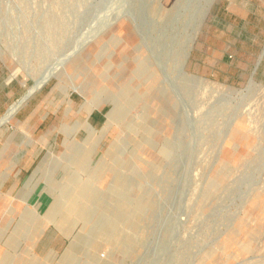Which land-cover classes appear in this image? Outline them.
<instances>
[{
  "label": "rangeland",
  "instance_id": "obj_1",
  "mask_svg": "<svg viewBox=\"0 0 264 264\" xmlns=\"http://www.w3.org/2000/svg\"><path fill=\"white\" fill-rule=\"evenodd\" d=\"M208 1L0 0V116L47 79L0 153L34 151L70 264H264V0H212L185 60ZM4 177L0 264L22 207Z\"/></svg>",
  "mask_w": 264,
  "mask_h": 264
},
{
  "label": "crops",
  "instance_id": "obj_2",
  "mask_svg": "<svg viewBox=\"0 0 264 264\" xmlns=\"http://www.w3.org/2000/svg\"><path fill=\"white\" fill-rule=\"evenodd\" d=\"M99 123V122H98ZM90 124V123H89ZM96 125V124H95ZM1 157H4L3 161H0V170L4 171L5 177L3 184L5 185V205H21V211L15 215L16 229L11 230V234L8 238L6 253L8 256L7 264H70L71 262L84 261L77 256L78 245V232L72 233L70 231H60L54 226L52 230L46 229L44 220L49 218L53 220L52 213L50 212L52 207L59 201L58 191L55 189H33V184L36 182V176L39 173V166H29V158L34 156V151L21 152L20 161L13 169L11 160L13 154L11 151H4L0 153ZM27 175V176H26ZM25 178L21 186V191L27 190L29 194L21 198L13 197L14 190H18V183L21 179ZM34 191H33V190ZM29 206H34L32 209ZM35 207H38L37 211ZM50 207V208H49ZM49 211L47 212V210ZM43 210V211H42ZM47 212V213H46ZM25 221H40V225H37L33 229L28 230V225H24ZM26 229H24L25 227ZM20 230V237L18 239L14 232ZM46 237L51 238L46 244ZM57 238H65L67 243L60 254L59 246H56ZM15 241V243H14ZM56 243V244H55ZM19 254V263L15 261V255ZM60 254V255H59ZM57 260V261H56Z\"/></svg>",
  "mask_w": 264,
  "mask_h": 264
},
{
  "label": "bare ground",
  "instance_id": "obj_3",
  "mask_svg": "<svg viewBox=\"0 0 264 264\" xmlns=\"http://www.w3.org/2000/svg\"><path fill=\"white\" fill-rule=\"evenodd\" d=\"M47 79L42 80L39 82L37 85H33L32 87H29L26 91V93L15 103L10 105L7 109V111L4 113V115L1 117L0 116V121L6 120L8 117L12 116V114L16 111V109L20 106L21 103H23L28 97L32 95V93L37 89L43 86L42 84L46 81ZM252 81V80H251Z\"/></svg>",
  "mask_w": 264,
  "mask_h": 264
},
{
  "label": "water",
  "instance_id": "obj_4",
  "mask_svg": "<svg viewBox=\"0 0 264 264\" xmlns=\"http://www.w3.org/2000/svg\"><path fill=\"white\" fill-rule=\"evenodd\" d=\"M212 3V0H209L208 3H207V7H205V9L200 13L199 15V18L197 20V23L195 24V27L193 29V32L188 40V43L186 45V52H185V55H184V59L186 60L188 55H189V52L191 50V47H192V44L194 43V40L196 38V35L198 33V31L200 30V27L203 23V20L206 16V13H207V10H208V7L210 6V4Z\"/></svg>",
  "mask_w": 264,
  "mask_h": 264
}]
</instances>
